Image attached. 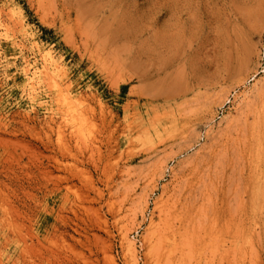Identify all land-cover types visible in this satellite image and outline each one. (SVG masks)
<instances>
[{"label": "rangeland", "instance_id": "374dc122", "mask_svg": "<svg viewBox=\"0 0 264 264\" xmlns=\"http://www.w3.org/2000/svg\"><path fill=\"white\" fill-rule=\"evenodd\" d=\"M259 1L0 0V264H264ZM177 202L195 259L154 242Z\"/></svg>", "mask_w": 264, "mask_h": 264}, {"label": "bare ground", "instance_id": "6f19581e", "mask_svg": "<svg viewBox=\"0 0 264 264\" xmlns=\"http://www.w3.org/2000/svg\"><path fill=\"white\" fill-rule=\"evenodd\" d=\"M261 1V0H260ZM259 1V2H260ZM262 2V1H261ZM260 2V4L262 5V3ZM264 3V2H263ZM264 6V5H263ZM259 9V8H258ZM260 10V9H259ZM256 12V11H255ZM254 12V13H255ZM253 13V14H254ZM258 14V18H259V13L257 12L256 15ZM262 14V12H261ZM255 17V16H254ZM257 17V16H256ZM250 27V26H249ZM249 30V29H248ZM239 33V32H238ZM241 35V34H240ZM239 37V36H238ZM239 40V39H238ZM251 41H252V32L251 30L250 31H246L243 33V36L241 38V45H240V48H235L236 49V52L235 54L232 56L231 58V72L232 73H241L244 69H246L248 63H249V58H250V53H251V50H252V46H251ZM239 42V41H238ZM253 42V41H252ZM253 44V43H252ZM236 45V44H235ZM238 46V45H237ZM230 59V58H229ZM60 132V131H59ZM59 134V133H58ZM62 134V133H61ZM60 138V137H59ZM49 142V140H48ZM47 145V144H46ZM56 170H58L59 168L58 167H54ZM49 172H52V171H49ZM209 193L206 194V198L208 196ZM205 194H199V197H201L202 200H206V198L204 197L203 199V196ZM211 198L210 197V194H209V197L207 199ZM211 201H214V200H211ZM176 203V202H175ZM173 203V206H172V209L170 207H168L165 211H164V214L161 218V223H160V227L156 228V233L155 236H154V242L155 243H159V244H165L167 243L166 245H164L165 247L168 246L167 248L169 249L170 247H172L170 250H165L164 254H163V258H165V253L167 254H170L168 253L169 251H174L176 249L173 247V246H176L178 245L175 244V242H178L179 241V253L182 257L184 256H188V258H191L190 256L194 257L195 256V252H197L199 249L196 250V248L202 246L203 242L201 240V237H200V234L203 233V229H206V225H204V222H203V216H204V213L201 209H197V210H194V209H191L189 211V209L187 208L188 206L186 205V203H181V202H177V204ZM214 202H212L213 204ZM215 206V204H214ZM215 208V207H214ZM212 213V216H215L216 215V211H211ZM199 221V224H196V225H193L195 224L196 222ZM22 229V228H21ZM19 235V234H18ZM177 236V239L175 238ZM36 237V235H35ZM179 237V238H178ZM7 237L3 238V239H6ZM21 238L22 240L24 238H22L21 236L19 237ZM12 240V239H11ZM178 240V241H177ZM194 240L196 242V248L195 246H192L194 243ZM10 241V240H8ZM21 241V240H20ZM38 241V240H37ZM166 241V242H165ZM171 242V243H170ZM202 242V243H201ZM26 243V242H25ZM171 244L169 246V244ZM23 244H24V240H23ZM30 244V243H29ZM174 244V245H173ZM192 244V245H191ZM27 245V244H26ZM15 246V245H14ZM33 246V245H32ZM194 248H192V247ZM22 247V244L21 246ZM25 247H30L29 245L28 246H25L24 244V249ZM163 247V248H165ZM22 248V249H23ZM165 248V249H167ZM174 248V249H173ZM186 248V250H185ZM27 249V248H26ZM31 248H29L28 250H30ZM130 249V247H129ZM195 249V250H194ZM19 250V249H18ZM185 250V251H184ZM24 250H22L23 252ZM164 251V250H163ZM192 251H194L195 254H191ZM20 252V251H19ZM21 252V253H22ZM189 252V253H188ZM199 252H201L200 250L198 251V255H199ZM177 253V252H176ZM173 253H171L170 255H172ZM175 254V253H174ZM190 256H189V255ZM154 255V254H153ZM161 255V253H160ZM156 256V255H155ZM159 256V255H158ZM169 255H167L168 257ZM176 256V255H175ZM173 256V258L175 257ZM157 257V256H156ZM162 256H160L159 258L161 260H164L165 264H166V258L165 259H162L161 258ZM172 258V257H171ZM172 258V259H173ZM196 258V256L194 257V259ZM156 260L158 259L155 258ZM183 259V258H182ZM192 259V258H191ZM193 259V260H194ZM170 260V258H169ZM185 260V261H184ZM182 260V264H183V261H184V264L186 262V264H188L190 261H186V259ZM190 260V259H189ZM159 261V260H157ZM195 261V264L196 263V259L194 260ZM191 263V262H190ZM169 264V263H167ZM180 264V263H179Z\"/></svg>", "mask_w": 264, "mask_h": 264}]
</instances>
